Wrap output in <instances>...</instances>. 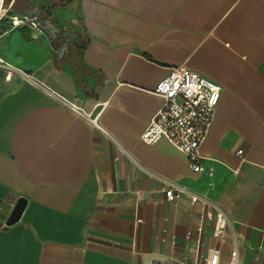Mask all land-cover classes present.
Returning <instances> with one entry per match:
<instances>
[{
  "label": "crops",
  "instance_id": "1",
  "mask_svg": "<svg viewBox=\"0 0 264 264\" xmlns=\"http://www.w3.org/2000/svg\"><path fill=\"white\" fill-rule=\"evenodd\" d=\"M5 2L11 14L48 9L79 43L58 57L62 36L0 22V59L15 69L0 64V264H203L215 248L227 264L234 246L239 264H264V0ZM176 65L221 87L202 171L139 137ZM163 179L183 187L177 198ZM192 194L227 214L220 236Z\"/></svg>",
  "mask_w": 264,
  "mask_h": 264
},
{
  "label": "built area",
  "instance_id": "2",
  "mask_svg": "<svg viewBox=\"0 0 264 264\" xmlns=\"http://www.w3.org/2000/svg\"><path fill=\"white\" fill-rule=\"evenodd\" d=\"M10 6V4L5 6V0H0V22L7 17L12 27L44 30L36 16L11 14L8 11ZM0 64L9 70H15L2 59H0ZM17 72L30 81L40 84L30 73L20 70ZM220 90L221 87L218 83L194 70L182 65L170 66L167 74L159 79L152 89V93L162 98V103L140 132V139L147 144L155 143L160 139L167 140L185 153L192 170L202 171L204 167L200 161L203 157L199 152V147L213 121ZM76 110L82 114V110L78 108ZM87 117L97 129L105 132L97 123L96 117L91 118L89 115ZM237 152L241 153L242 149H238ZM163 180L167 183V187L164 188L166 199L177 198L183 187L172 181ZM199 199L206 205L202 215V223L213 221V234L220 236L225 227L230 224L227 214L209 199L200 198L195 194L191 195L193 202ZM202 229V224L197 225V232H201ZM218 261L219 249L215 248L208 256L204 257L203 264H218ZM227 264H239L235 246L230 251Z\"/></svg>",
  "mask_w": 264,
  "mask_h": 264
},
{
  "label": "water",
  "instance_id": "3",
  "mask_svg": "<svg viewBox=\"0 0 264 264\" xmlns=\"http://www.w3.org/2000/svg\"><path fill=\"white\" fill-rule=\"evenodd\" d=\"M30 16H36L37 19L40 21L42 28L47 31L50 35V42L52 44L58 45L59 38L62 36V43L57 48V56L60 57L62 53L65 51L66 42H75L79 43L78 34L72 30L61 31L57 26H55L48 17L45 15L50 16V11L48 9H41L37 5H32L30 9L26 13ZM25 203V199L23 197H19L16 201L9 217L6 220L7 224L14 222L20 215L23 206Z\"/></svg>",
  "mask_w": 264,
  "mask_h": 264
},
{
  "label": "trees",
  "instance_id": "4",
  "mask_svg": "<svg viewBox=\"0 0 264 264\" xmlns=\"http://www.w3.org/2000/svg\"><path fill=\"white\" fill-rule=\"evenodd\" d=\"M6 3L7 2H5V5H6ZM46 16L47 15H45V17ZM72 64H73L74 69H75V78H76L77 82L79 84H83L84 81H83L81 74L86 71V66L82 62L80 55L77 52L74 54Z\"/></svg>",
  "mask_w": 264,
  "mask_h": 264
},
{
  "label": "rangeland",
  "instance_id": "5",
  "mask_svg": "<svg viewBox=\"0 0 264 264\" xmlns=\"http://www.w3.org/2000/svg\"><path fill=\"white\" fill-rule=\"evenodd\" d=\"M6 1V0H5Z\"/></svg>",
  "mask_w": 264,
  "mask_h": 264
}]
</instances>
